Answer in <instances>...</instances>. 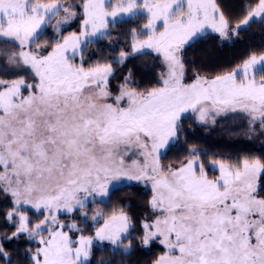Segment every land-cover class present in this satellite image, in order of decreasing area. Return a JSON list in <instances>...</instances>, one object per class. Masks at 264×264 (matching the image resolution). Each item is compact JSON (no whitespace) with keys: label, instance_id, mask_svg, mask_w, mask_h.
<instances>
[{"label":"snow or ice","instance_id":"6c2138e0","mask_svg":"<svg viewBox=\"0 0 264 264\" xmlns=\"http://www.w3.org/2000/svg\"><path fill=\"white\" fill-rule=\"evenodd\" d=\"M81 6L78 33L62 36L51 51L50 45L37 43L61 10L64 16L51 25L55 32L74 19V9ZM227 8L222 0H81V5L67 6L61 0H0V73L18 76L0 78V196L10 199L0 218L5 227L15 228L10 235L0 233V259L12 264L7 244L23 235L28 241L39 238L40 245L34 251L15 250L27 264H92L94 240L101 242V250L106 241L114 255L125 256L132 254L133 241L148 247L158 240L166 251L152 264H264L261 159L246 158L235 166L213 161L220 172L215 179L208 178L195 147L179 167L160 163L165 154L161 150L182 134L181 114L189 110L199 113L202 123L211 117L213 124L216 116L242 112L249 117V133L264 135V54H252L214 77L193 71L192 82H185L182 51L194 38L205 35L207 28L228 38L230 28L237 35L255 18L264 21V0L246 6V16L234 28ZM141 18L146 23L129 31L131 53L152 49L162 55L167 67L161 73L162 86L138 91L131 86L130 71L113 90V65L123 64L130 53L120 51L110 62L86 68L81 45L110 37L109 24ZM27 70L32 82L20 75ZM130 145L138 146L143 159L128 165V148L122 146ZM131 182H151L149 204L160 213L141 221L138 237L124 244L134 229L123 210L105 219L94 237L80 235L73 241L63 231L65 225L54 213L78 212L87 223L88 212L83 210L88 204L97 198L108 203L120 188H132ZM132 195L125 193L126 198ZM26 205L47 215L29 227L31 221L22 211ZM103 215L96 211L94 224ZM67 228L82 231L76 223Z\"/></svg>","mask_w":264,"mask_h":264},{"label":"trees","instance_id":"16d2710c","mask_svg":"<svg viewBox=\"0 0 264 264\" xmlns=\"http://www.w3.org/2000/svg\"><path fill=\"white\" fill-rule=\"evenodd\" d=\"M67 6L68 4L81 5V0H62ZM257 0H222L228 5L227 11L230 14V23L232 27L240 22L246 16L244 11L248 5H254ZM77 15L71 19L67 26L60 32L61 35L78 32L80 30V22L83 18V12L80 7L74 9ZM146 18H141L137 21L128 23L110 25L111 36L101 40L99 44H85V67L94 66L97 63L106 64L110 60L118 57L120 51L130 53L129 58L123 64H114L115 77H110V87L115 90L118 85L123 83V77L128 76L131 71L132 84L131 86L138 91L150 90L161 84L160 62L156 54L147 51H141L133 55L131 53L132 37L129 31L132 27L143 25ZM246 30L241 29L237 35H232L228 39H222L217 34L206 33L202 37L194 39V42H189L185 45L182 51V58L185 62L186 75L185 79L192 78L193 71H197L202 76L214 77L231 71L240 65L244 59L252 54H261L264 52V21L260 18L255 19L249 26H245ZM51 30L46 28L44 34L37 41L39 44L52 45L55 43ZM101 46H104L102 51H98ZM97 52L89 58L88 53ZM236 116V117H234ZM192 114L182 116L179 124L182 134H180L169 147L163 151L165 153L160 158L161 165L167 167L174 165L179 167L191 158L189 149L195 147L199 150V162L204 164L205 169H210L208 161L221 159L229 162L232 160L253 159L259 158L264 162V144L256 145V141L251 143L248 136V124L241 115L228 114L216 120L211 126L196 125L193 121ZM238 123V126H234ZM210 125V124H208ZM127 184V183H125ZM132 188H120L114 192L108 203H100L97 200L96 204H90V209L102 207L107 212L123 210L131 218L130 223L134 230H130L127 239H124V244L140 234L141 221L150 218V208L148 201L150 199V189L146 183H132ZM132 192L131 197L126 198L125 193ZM264 195V189L261 190ZM10 207V200L0 196V211H7ZM89 210L88 213H90ZM74 212L73 216H75ZM40 216V215H38ZM70 214L60 215L61 218H75ZM40 220V217H35L33 220ZM79 226H81L83 234H89L94 230L96 224L90 219L87 223L84 219L77 218ZM15 228L11 225L4 226V221L0 218V233L7 232L9 235ZM38 242L28 241L22 235L20 240H13L7 244V251L12 257V264H27L26 261L20 259L16 255V249L19 248L23 253L25 248L34 250ZM101 244L93 246L92 264H96L97 260H112L113 264H117L120 260L129 261L130 264H152L158 256L162 255L166 248L157 240L148 247L141 246L137 241H133V250L130 256L121 255L116 252L114 255L109 249L112 247L107 242H103V250ZM1 264H6V261L0 259Z\"/></svg>","mask_w":264,"mask_h":264},{"label":"rangeland","instance_id":"374dc122","mask_svg":"<svg viewBox=\"0 0 264 264\" xmlns=\"http://www.w3.org/2000/svg\"><path fill=\"white\" fill-rule=\"evenodd\" d=\"M50 2H53V0H51V1H48V0H40V3H50ZM113 2H116V0H113ZM257 2V1H256ZM255 5V4H254ZM253 5V6H254ZM80 9H82V11H83V8H82V6L80 7ZM64 16V12H63V10H61V12H60V15L59 16H57V17H55L54 19H52V21H51V24H49L46 28H48V29H50L51 30V32H52V34H54L55 36L53 37L54 39H55V42H56V40H58V39H60L62 36H69V35H71V33H66V34H64V35H61L60 34V32L67 26V24L68 23H65V24H61L60 25V28H61V31L60 32H55L54 30H53V28H52V26L51 25H54V24H56V21L57 20H60V19H62V17ZM257 18H259V17H257ZM257 18H255V19H257ZM83 19V18H82ZM82 19H81V21H82ZM109 19H111V18H109ZM243 19H244V17H243ZM145 23H146V20H145ZM239 23V22H238ZM237 23V24H238ZM110 25L111 24H109V27H110ZM236 26V24L233 26V28ZM80 30H81V22H80ZM79 30V31H80ZM159 30H162V28H159ZM78 31V32H79ZM77 32V33H78ZM208 32H214L211 28H207L206 30H205V33H208ZM229 32H230V35H229V37L228 38H230L233 34H231V32H232V29L230 28L229 29ZM73 33V32H72ZM215 34H217L220 38H222V39H228V38H224V37H221L220 36V34L219 33H217V32H214ZM140 39H146V36H141L140 37ZM195 39V38H194ZM39 44V43H38ZM40 45H44V44H40ZM84 45L85 44H82L81 45V47L83 48L84 47ZM0 46H3L2 44H0ZM55 46V43H53L52 45H50V47L48 48V51H51V47H54ZM32 47L33 48H35L36 47V44H33L32 45ZM142 51H147V52H152V53H154V54H156L157 56H158V58H159V62H160V74H159V78H160V81H161V73H165L166 71H167V67H166V65H165V63H164V61H163V57H162V55H160V54H158V53H156L155 51H153L152 49H143ZM133 54V53H132ZM135 54H137V53H134L133 55H135ZM262 54H264V52L262 53ZM68 55H69V58L71 59L72 58V53L71 52H69L68 53ZM258 55H261V54H258ZM75 62L77 63V64H79V62H80V55L79 54H77L76 55V57H75ZM87 68V67H86ZM20 75H23L24 76V78L25 79H27L28 80V82H32V80H31V77H32V73H31V71L30 70H27V71H22V72H20ZM258 77H259V75H258ZM257 77V78H258ZM0 78H4V79H16V78H18V76H16V75H5V74H3V73H0ZM192 79H193V76H192V78H186L185 79V82L186 83H190V82H192ZM109 80H110V78H109ZM122 84V83H121ZM162 86V82H161V84L159 85V86H157V87H161ZM109 88H110V84H109ZM112 89V88H111ZM25 94H27V93H25ZM190 113V112H189ZM188 112H185V113H183L182 114V116H185L186 114H189ZM241 115V117L247 122V124H248V129H249V117L245 114V113H242V112H237V115ZM222 116H225L224 114H221V116L220 117H222ZM234 117H236V116H234ZM193 121H194V123L196 124V125H198V124H200V125H204V126H211V125H208V123H202V122H200V120L197 118V117H195L194 119H193ZM234 126L236 127V126H238V123H235L234 124ZM258 127V126H257ZM248 136H249V141L251 142V143H254L255 141H256V145H259V144H264V135H260V134H258V133H256V134H253V133H249V131H248ZM175 139H173L172 141H170V143L171 142H173ZM122 147H127L128 148V155L127 156H125L124 157V159H125V163L126 164H128V165H131V163H132V161L133 160H140V161H142V157L139 155V152H140V149L138 148V146H136V145H130V146H122ZM165 149H162L161 150V152L163 153V151H164ZM190 159V158H189ZM244 159H240V160H232L231 161V163L232 164H230L229 162H227V161H225L224 159L223 160H221V159H216V160H210V161H208V164H209V168L210 169H205V171H206V173H207V175H208V178L209 179H215L216 177H218L219 175H220V172H219V169H218V167H216V168H213L212 167V164H213V161H218V162H221V163H225V164H229V165H233V166H235V165H237V164H239L240 162H242ZM187 162V161H186ZM185 162V163H186ZM206 168V167H205ZM122 183H128L127 181H122ZM131 183H137V182H131ZM140 183H144V182H140ZM147 184H148V188L150 189V199H149V201L151 200V197H152V189H151V182H147ZM10 200V199H9ZM97 200H99V198H97ZM149 201H148V206H149V208H150V211H151V214H150V218H151V220L152 219H155V217L156 216H158V215H160V213H159V211H156V210H153L152 208H151V206H150V204H149ZM91 204V203H90ZM90 204H88L87 205V207H86V209H84L83 211H89V210H92V211H90V213H88V219H90L92 222H93V220L91 219V217L93 216V215H95V212L96 211H100V212H102L104 215H103V217L102 218H100L99 219V223H95L96 224V227L94 228V230L92 231V232H90L89 234H83V232H74V231H69V229L67 228V225L68 224H71V223H76L77 225H78V227L79 228H81V226H79V222H78V220H77V218H80V219H83L80 215H79V213L78 212H76V214H75V216H73V214H74V212H72V213H66V212H63V211H61V212H58V213H54L56 216H57V220L59 221V223L60 224H64L65 225V227L63 228V231H65V232H68V234H69V236L71 237V239L73 240V241H76L77 239H78V237L80 236V235H84L85 237H88V236H93L94 237V235H95V232H96V230H97V228H99V227H102L103 226V221L105 220V219H108L109 217H111V215L113 214V213H109V212H107L106 211V209H104V208H100V207H95V208H92V209H90ZM96 204V203H95ZM22 211H25V213H26V215H28V217H29V220L31 221V224L29 225V227H33L36 223H38L40 220H43L44 219V216L45 215H47V212L46 211H44V210H41V211H43V215H41L39 212H37L35 209H33V208H31V206H23V208H22ZM116 213H119V211H117ZM68 215V214H70V215H72L73 217H75V218H61L60 217V215ZM38 215H40V216H38ZM35 217H40L41 219L40 220H37L38 218H36L35 220H33ZM94 223V222H93ZM82 229V228H81ZM45 237H47L48 236V233L47 232H45L44 234H43ZM37 242L39 241V238H37V240H36ZM106 242V241H105ZM96 244H101V242H99V241H96V240H94L93 241V246L94 245H96ZM40 245H39V242H38V244H37V246L36 247H39ZM74 246H76V245H74ZM35 250V249H34ZM33 250V251H34ZM1 264V263H0Z\"/></svg>","mask_w":264,"mask_h":264},{"label":"crops","instance_id":"0c3cea01","mask_svg":"<svg viewBox=\"0 0 264 264\" xmlns=\"http://www.w3.org/2000/svg\"><path fill=\"white\" fill-rule=\"evenodd\" d=\"M48 1H51V0H48ZM61 2L62 3H64L62 0H61ZM81 11H82V9H81ZM83 12V11H82ZM212 33H214V32H212ZM215 34V33H214ZM262 54V53H261ZM239 79H242V77H238V81H239ZM258 79H259V77H258ZM111 88V87H110ZM188 113L190 112V114H192V116L195 118V117H197L198 119H199V113H197V112H193V111H191V110H189V111H187ZM237 113V112H236ZM183 114V113H182ZM182 114H181V117H182ZM228 114H234V113H228ZM227 114V115H228ZM221 116V115H220ZM220 116H216L215 117V120H218L219 118H221ZM208 124H213L212 122H211V117L208 119V122H207ZM176 139V138H175ZM147 183V182H146Z\"/></svg>","mask_w":264,"mask_h":264}]
</instances>
